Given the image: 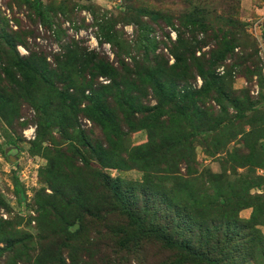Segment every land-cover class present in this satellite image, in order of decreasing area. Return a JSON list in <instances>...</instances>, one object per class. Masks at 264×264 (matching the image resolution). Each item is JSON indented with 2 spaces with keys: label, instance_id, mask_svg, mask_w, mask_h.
I'll list each match as a JSON object with an SVG mask.
<instances>
[{
  "label": "rangeland",
  "instance_id": "1",
  "mask_svg": "<svg viewBox=\"0 0 264 264\" xmlns=\"http://www.w3.org/2000/svg\"><path fill=\"white\" fill-rule=\"evenodd\" d=\"M101 21L112 24V41L103 38ZM0 32L6 38L0 39V264H39V248L50 243L63 258L70 248L77 264L168 262L173 252L152 240L122 247L134 236L123 215L89 216L103 215L107 186L115 177L129 201L145 203L138 186L143 172L129 161V152L150 138L147 150L157 159L164 134L188 138L190 172L208 168L234 179L252 166L257 185L249 193L264 197V163L239 164L247 162L252 148L264 151V0H0ZM10 43L42 75L18 81L21 62ZM85 51L96 56L83 65L79 58ZM174 53L184 62L170 67ZM101 63L121 76L124 94L109 87L101 100L116 122L113 129L84 112L88 100L73 111L64 98L109 85L111 76L98 72ZM138 63L137 75L121 67ZM158 76L166 82L160 89L153 83ZM180 89L191 94L181 105L173 98ZM45 111L54 122L43 131ZM177 118L181 126L172 127ZM205 127L212 128L210 136H190ZM216 146L212 156L205 155L204 147ZM178 168L185 171L184 164ZM53 187L62 194L58 200ZM51 198L43 220L38 207ZM250 210L240 209L237 216L248 218ZM257 228L264 235V222ZM226 264L242 263L233 258ZM253 264H264L261 249Z\"/></svg>",
  "mask_w": 264,
  "mask_h": 264
},
{
  "label": "trees",
  "instance_id": "2",
  "mask_svg": "<svg viewBox=\"0 0 264 264\" xmlns=\"http://www.w3.org/2000/svg\"><path fill=\"white\" fill-rule=\"evenodd\" d=\"M36 14L39 18L41 17L43 22L48 20L42 11L36 9ZM99 29L106 41L114 39L111 30L112 24L108 21L104 23L101 21ZM0 39L6 40L5 35L1 32ZM234 39L237 38L234 37ZM10 47L14 50L13 43H10ZM225 47L231 49L228 44H225ZM14 54L21 62L17 67L18 81L27 82L30 75L34 78L35 75H42L38 71L39 68L32 71L33 65H28L29 62H23L16 55L15 50ZM87 55L88 52L85 51L79 58V62L83 65H86L88 61L93 60L96 56L93 52H89V57ZM173 56L174 62L170 67L175 64L178 65L179 62L183 64L182 56L175 55V53ZM215 64V62L210 63L209 67ZM125 65L127 66V64H123L121 67L126 69L128 74L129 71L134 70V74L137 75L138 68L136 67L139 63L132 65L131 69L125 67ZM100 66L101 69L98 70L100 75L111 76L109 85H99L98 88L91 89L88 95H85L84 89H78L74 93L72 92V95L64 93V98L68 100L67 106L73 111L76 110L77 104L82 99L88 100L89 103L84 108V112L90 114L91 120L102 128L113 129L116 122L101 100H103L104 92L109 87L118 91L117 94H124L122 88L119 87L121 76L117 70L106 63H101ZM170 67L168 66V68ZM207 68L208 65L204 71L209 70ZM196 69L200 72L198 66ZM139 79L143 82L145 76ZM164 82L165 79L162 76L153 79L155 87L159 89L166 85V82ZM205 82L203 81L201 90L204 89ZM115 91L111 93L116 94ZM178 92L181 93H177L173 98L176 103L181 105L191 94L186 89L183 91L180 89ZM28 101L32 103L31 99H28ZM157 105V107H161L163 101L159 100ZM72 119L75 121L74 117ZM175 120L172 127L175 125L181 126L179 119ZM53 122V117L46 112L43 125L39 126V130L43 129L44 131ZM165 128L167 129V127ZM173 129L176 131V128ZM211 130V127L200 130L195 129L190 136L199 135V133L210 136L209 132ZM164 137L165 139L158 147L163 152L157 159H151L150 151L147 150L151 143L150 138L145 143L138 145L137 148H132L129 152V161L137 164L143 172L142 181L138 186L140 191L145 193V197H143L145 203L134 205L136 201H129L124 190L120 189V184H117L120 180L115 177L110 180L107 186L106 198L109 203L103 210V215L99 216L96 213L89 212V216L98 219L108 217L114 213L123 215L128 223L134 226V236L122 247L129 249L131 245L139 246L146 240L158 242L159 245L174 254L165 264H226L233 258H236L242 264H248L249 262L253 264L256 252L260 249L261 253L264 252V235H261L257 228L258 224L264 222V197L253 196L249 193V189L257 185V176L250 169L252 166L247 168L249 172L241 173L234 179L221 173L212 172L208 168L202 169L199 174L194 171L190 172L188 169L192 164L193 156L188 138L185 136L178 138L174 135L168 137L166 134H164ZM260 138L264 140V132L260 135ZM42 140L41 138L37 139V142ZM217 148L218 146L215 149L206 150L204 147L205 155L212 156ZM260 148L259 154H256L254 148L251 152L249 150L251 154L248 155L247 162L245 160L246 163L243 164V161L240 160L239 164L241 166L247 164L255 166L259 162L264 163V151L262 147ZM172 153H177V155L174 156ZM237 158L243 159L244 157L239 156ZM105 161L101 159L100 162ZM178 164H184L185 171L183 173L179 170ZM154 165L156 170L151 168ZM52 171L51 168L47 173L49 180H51ZM166 181H171V184L167 186ZM63 194H66V192L63 191ZM53 195L55 200L60 199L62 196L61 192L56 190V187H53ZM148 197L149 199H147ZM64 202V200H61L59 205L66 207L67 204H63ZM93 206V204L89 205V208ZM248 207L251 208L249 217L239 218L237 212ZM51 209L52 198L38 207V210L43 213V220ZM76 219H78V216H75L74 220ZM39 250L37 260L39 264H77L70 248L65 258L59 254L53 243H50L49 246H42ZM57 256L59 258L54 262L53 260Z\"/></svg>",
  "mask_w": 264,
  "mask_h": 264
},
{
  "label": "water",
  "instance_id": "3",
  "mask_svg": "<svg viewBox=\"0 0 264 264\" xmlns=\"http://www.w3.org/2000/svg\"><path fill=\"white\" fill-rule=\"evenodd\" d=\"M10 158H13L12 156H9ZM76 227V224H74L73 226H72V229H74Z\"/></svg>",
  "mask_w": 264,
  "mask_h": 264
},
{
  "label": "built area",
  "instance_id": "4",
  "mask_svg": "<svg viewBox=\"0 0 264 264\" xmlns=\"http://www.w3.org/2000/svg\"><path fill=\"white\" fill-rule=\"evenodd\" d=\"M103 82H106L105 80H103Z\"/></svg>",
  "mask_w": 264,
  "mask_h": 264
}]
</instances>
